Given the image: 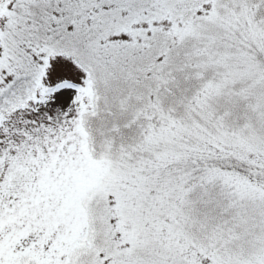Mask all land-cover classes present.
<instances>
[{
  "label": "snow or ice",
  "instance_id": "obj_1",
  "mask_svg": "<svg viewBox=\"0 0 264 264\" xmlns=\"http://www.w3.org/2000/svg\"><path fill=\"white\" fill-rule=\"evenodd\" d=\"M0 264H264V0H0Z\"/></svg>",
  "mask_w": 264,
  "mask_h": 264
}]
</instances>
